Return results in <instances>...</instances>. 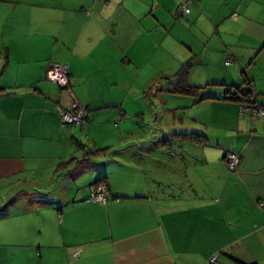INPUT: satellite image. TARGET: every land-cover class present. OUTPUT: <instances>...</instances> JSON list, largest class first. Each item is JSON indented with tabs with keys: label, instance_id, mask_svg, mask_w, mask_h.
<instances>
[{
	"label": "crops",
	"instance_id": "1",
	"mask_svg": "<svg viewBox=\"0 0 264 264\" xmlns=\"http://www.w3.org/2000/svg\"><path fill=\"white\" fill-rule=\"evenodd\" d=\"M156 54L163 86L188 65L199 89L166 91L178 102L161 161L145 141H96L132 94L117 109L86 84L127 82ZM54 64L72 96L45 79ZM224 85L252 88L264 109V0H0V206L13 201L0 264H264V116H239ZM75 104L86 123L62 124L55 108ZM95 182L105 204L89 200Z\"/></svg>",
	"mask_w": 264,
	"mask_h": 264
},
{
	"label": "rangeland",
	"instance_id": "2",
	"mask_svg": "<svg viewBox=\"0 0 264 264\" xmlns=\"http://www.w3.org/2000/svg\"><path fill=\"white\" fill-rule=\"evenodd\" d=\"M157 55H154V58L141 69H127L128 76H131L127 82L124 80L118 85L112 82H103V86H105L103 91L96 92L92 79H87L86 84L90 96L95 97L102 93L107 97V103H112L113 99H116L119 105L117 109L122 107V99L132 94L125 103L127 114L122 119H116L111 123L105 120V115L98 119L104 123H101L103 130L96 132V141L99 144L105 145L104 147H111V145L118 143H128L136 148L145 141L148 144L144 147L149 148L148 152L152 155L150 157L159 158L161 161V154L157 151H160L161 141L165 139L163 136L167 138L171 135L170 131L173 130L172 123L174 121L171 111H173V105L178 100L166 93L167 87H165L166 85L163 86V83L166 82L164 79L168 78L167 75L162 80L163 76L153 67L157 64L153 61ZM117 77L120 78L121 73H118ZM161 89H163L162 92ZM91 136L94 138L95 133H92ZM143 149L145 150V148ZM149 164L151 165V162ZM5 204L1 205L0 209Z\"/></svg>",
	"mask_w": 264,
	"mask_h": 264
},
{
	"label": "built area",
	"instance_id": "3",
	"mask_svg": "<svg viewBox=\"0 0 264 264\" xmlns=\"http://www.w3.org/2000/svg\"><path fill=\"white\" fill-rule=\"evenodd\" d=\"M179 11L183 14L189 12L188 2H183L179 5ZM230 61H226L225 65H228ZM45 79L48 82L53 83L58 88L65 90L70 96V79L68 76V68L65 65H50L47 69ZM250 94V101L247 103H239L238 113L239 116L247 115L249 116L252 122H255L259 118L264 116V110L253 103L256 98V94L252 88H248ZM235 91L231 88L225 87V89L220 93L219 97L226 100H238L241 98L240 94L237 93L234 95ZM57 115L59 116L61 123L64 125H73V126H83L87 120V112L82 106L75 104L72 109L66 110L60 106L55 108ZM224 160L227 164V168L230 172H237L239 169L240 156L234 153H226L224 155ZM90 201L96 202L98 204H105L110 200V196L107 192V187L102 184H93L89 187ZM76 256V254L74 255ZM216 256L213 257L209 263L214 264L216 261Z\"/></svg>",
	"mask_w": 264,
	"mask_h": 264
},
{
	"label": "trees",
	"instance_id": "4",
	"mask_svg": "<svg viewBox=\"0 0 264 264\" xmlns=\"http://www.w3.org/2000/svg\"><path fill=\"white\" fill-rule=\"evenodd\" d=\"M187 76H188V65H184L174 75V80L170 84H168L166 86L167 87L166 90L171 92L174 95H181V96H189V97H193V98H198L199 97V89L196 88V87H192V86H190L188 84ZM225 87L231 88L233 91H235L234 95H236L237 93L240 94L241 98L238 99V100L234 99L233 101H236V102H239V103H246V102L248 103L251 100L248 88H245L244 91H240L239 88H235V87L229 86V85H224L222 89L224 90ZM233 88H235V89H233ZM204 99L205 98H199L197 102H200L201 100H204ZM220 99L221 100H226V99H222V98H220ZM253 103H255L258 106H260L257 103L256 98L253 101ZM193 138L194 137H191V139H193ZM96 153H98V152H96ZM227 153H232V152H227ZM99 183H101V182H95L93 184H99ZM93 184H91V185H93ZM12 203H13V201H10L6 205H4V207L2 209H0V218L6 216L8 214V212H9L8 210L13 205Z\"/></svg>",
	"mask_w": 264,
	"mask_h": 264
}]
</instances>
